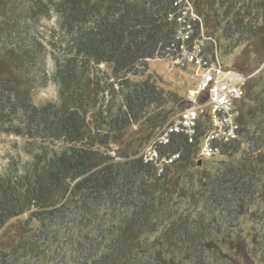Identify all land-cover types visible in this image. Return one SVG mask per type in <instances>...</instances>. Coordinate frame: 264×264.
I'll list each match as a JSON object with an SVG mask.
<instances>
[{
  "label": "trees",
  "instance_id": "1",
  "mask_svg": "<svg viewBox=\"0 0 264 264\" xmlns=\"http://www.w3.org/2000/svg\"><path fill=\"white\" fill-rule=\"evenodd\" d=\"M190 1L230 68L259 72L245 84L239 138L202 159L201 119L194 143L174 134L161 146L182 156L159 175L141 153L186 94L145 58L175 37L176 0H25L36 19L58 20L57 98L43 104L26 86L33 51L1 36L18 20L16 0H0V125L17 122L7 133L29 151L0 173V264H214L219 243L253 259L239 220L264 212V0Z\"/></svg>",
  "mask_w": 264,
  "mask_h": 264
},
{
  "label": "built area",
  "instance_id": "2",
  "mask_svg": "<svg viewBox=\"0 0 264 264\" xmlns=\"http://www.w3.org/2000/svg\"><path fill=\"white\" fill-rule=\"evenodd\" d=\"M175 5L178 11L170 14V19L177 23L175 37L169 45L145 61L162 60L171 67L190 70L196 84L186 95L185 108L141 153L145 162L155 165L159 175L182 156L180 151L161 154V146L169 144L174 134H183L189 143H194L201 119L208 118L210 128L201 139L200 158L219 156L225 145L239 138V104L248 80L244 73L222 65L217 41L206 34L202 19L194 11L191 1L176 0ZM226 73L238 75L240 79L233 83L222 82L221 77Z\"/></svg>",
  "mask_w": 264,
  "mask_h": 264
},
{
  "label": "rangeland",
  "instance_id": "3",
  "mask_svg": "<svg viewBox=\"0 0 264 264\" xmlns=\"http://www.w3.org/2000/svg\"><path fill=\"white\" fill-rule=\"evenodd\" d=\"M14 7L16 8L18 20L9 29L10 32H3L1 36L4 37L6 43L13 42L21 47L24 45V47L33 51L35 58L33 74L29 77L26 86L29 90H32L35 102L43 104L55 100L57 98V84L52 76L55 67L50 41L53 36L52 32L58 26L57 15L53 13L51 18L36 19L26 11L25 0H16ZM218 57L224 67L230 68L233 56L225 60L219 50ZM150 72L156 75L165 87L176 90L181 95H185L196 83L189 71L173 68L166 61L151 63ZM258 72L259 69L253 74L255 75ZM247 77L250 78V76ZM15 123L17 122L12 123V119H8L4 126L0 125V173L5 171L8 163L17 162L20 166H23L28 159L27 139L8 135L7 133ZM256 203L262 204L261 207H264V196L260 197ZM122 211L127 212L128 210L125 207ZM254 211H256V214H253ZM253 212L242 214L239 220V226L243 234L251 243L253 259H241L236 254L237 251L221 243H219V247L212 249V251L209 249L208 259H213L214 264H218L217 261L219 263L228 262L229 264H264V212L257 206L253 209ZM110 213L109 211V215L112 214ZM68 225L69 223H65L63 230L68 229ZM89 239L91 244L98 245L96 232H91ZM99 254L100 251L95 249L91 252L93 258L98 257Z\"/></svg>",
  "mask_w": 264,
  "mask_h": 264
},
{
  "label": "bare ground",
  "instance_id": "4",
  "mask_svg": "<svg viewBox=\"0 0 264 264\" xmlns=\"http://www.w3.org/2000/svg\"><path fill=\"white\" fill-rule=\"evenodd\" d=\"M233 79H235V80H233ZM239 79H240V77L238 75L233 74V73H226V74H223L222 77H221L222 82H229V83L230 82L233 83V82H235V81H237Z\"/></svg>",
  "mask_w": 264,
  "mask_h": 264
},
{
  "label": "water",
  "instance_id": "5",
  "mask_svg": "<svg viewBox=\"0 0 264 264\" xmlns=\"http://www.w3.org/2000/svg\"><path fill=\"white\" fill-rule=\"evenodd\" d=\"M200 164L202 163V161L199 162Z\"/></svg>",
  "mask_w": 264,
  "mask_h": 264
}]
</instances>
